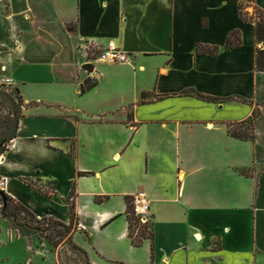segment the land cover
Returning <instances> with one entry per match:
<instances>
[{
  "label": "crops",
  "instance_id": "1",
  "mask_svg": "<svg viewBox=\"0 0 264 264\" xmlns=\"http://www.w3.org/2000/svg\"><path fill=\"white\" fill-rule=\"evenodd\" d=\"M49 1L47 15L0 18L1 77L12 78L23 99L51 96L53 104L70 82L80 88L75 96L102 92L92 116L78 120L56 110L28 118L34 105L26 98L18 138L0 157L7 192L19 200L17 181L34 195L35 203L21 202L32 215L69 225L75 187L88 229L74 240L92 264H264V72L255 67L264 43L255 24L241 21L239 0ZM256 4L264 10V0ZM235 30L243 43L228 51ZM113 40L127 63L89 61L86 44L100 50ZM198 45L217 46L219 55L199 56ZM93 76L97 87L81 94ZM71 99L66 91L62 103ZM256 108L255 140L231 137L229 126ZM37 181L51 193L29 186ZM141 191L150 197L154 239L135 247L126 197Z\"/></svg>",
  "mask_w": 264,
  "mask_h": 264
},
{
  "label": "rangeland",
  "instance_id": "2",
  "mask_svg": "<svg viewBox=\"0 0 264 264\" xmlns=\"http://www.w3.org/2000/svg\"><path fill=\"white\" fill-rule=\"evenodd\" d=\"M30 5L36 11L31 9ZM50 5L51 3L49 0H0V18L4 16L7 19L8 15H37V13L38 15L45 14L47 8H50ZM45 15H47V13ZM0 23H2V21H0ZM6 23L9 27V22ZM5 38H7L6 35L2 34V32L0 31V42ZM85 47L88 50V56L91 57L89 61L97 60L101 49L99 50L95 47L99 46L86 44ZM4 53L7 52L4 51ZM5 57L6 56H4V58ZM51 61V57L45 58L46 63H49ZM118 64L119 63L112 65ZM85 71L87 72L89 70L85 69ZM3 73L4 70H1L0 80ZM55 79L60 80L58 76ZM86 80L88 79H85L83 81V84ZM89 80L95 82L100 80V78L93 76L92 78H89ZM64 88L65 89H62L60 93H58L59 103L56 104L50 103L51 96L46 99L45 97L39 98L37 97L38 95H33L34 97L30 98L27 95L24 98V101L26 100V98H28L29 101H27L28 103H26L34 105L30 109L27 108L29 109L27 113L28 118H38L39 121L40 118H43V114L46 115V113L51 110H56L57 113L60 112L61 116L67 117L69 119L75 117L78 120V118L82 119L87 118L88 116L91 117V112L94 109L95 105L99 102L100 93L102 91L98 90L91 93L89 92L90 94H86V92L84 93L86 94L85 96H80L79 93L77 96H75V92L80 90L79 87L76 88V83L70 82L69 88ZM66 91H70V93L72 94V99L71 102L66 101L65 103H62L63 96L66 94ZM7 96H11L15 100L16 105L18 107L20 106V100L18 98L19 96L16 92L14 84L12 86L3 85L2 87H0V103H8L6 99ZM49 104L55 106L53 108H49L51 106ZM63 104L65 106H63ZM36 105L38 106L36 107ZM71 108L74 110H83L85 114L73 115L70 112ZM241 149L242 148L240 146L236 148V145H234V150L232 151L234 152L235 156H238L241 152ZM1 174L3 173L0 170V177H2ZM29 184L34 185L37 189L41 190L44 193L49 194L52 191L50 186L47 187L39 181ZM11 187L15 188L18 191L19 200L15 198L14 195L8 193L7 191H4V193H6L8 197H10V199H13V202L9 203L6 200V203L9 205L6 216H4L5 198L0 194V264H92L87 253L83 249L78 247L74 240L75 234L77 232H81L82 230L86 231L88 229V226L81 223V220L79 219L76 212V195L73 199H69L68 203L69 206L70 203L75 205V212L78 222L73 226L70 232H67L62 226L58 224L60 221L55 220L54 218H50L48 216H35L32 214L30 215L20 207L15 210L13 207L15 205H18V202L24 203L26 201H29V199H33L34 195L30 194L29 189L25 190L23 187H20L17 181H14L12 179ZM33 203H35L34 199ZM58 215H64V209H60ZM144 223L152 224V220L150 219L149 221L143 222V224ZM138 230L139 227H135L136 233L138 232ZM48 238L52 240V242H50ZM218 246V242L215 243V249H217ZM76 247L80 248V250L76 249Z\"/></svg>",
  "mask_w": 264,
  "mask_h": 264
},
{
  "label": "trees",
  "instance_id": "3",
  "mask_svg": "<svg viewBox=\"0 0 264 264\" xmlns=\"http://www.w3.org/2000/svg\"><path fill=\"white\" fill-rule=\"evenodd\" d=\"M252 8V12L248 9ZM239 16L241 21L248 24H255V38L257 43H264V10L259 8L256 4V0H239ZM69 30L71 32H76L77 28L69 25ZM243 43L242 32L240 30H235L228 37L226 42V49L228 51L233 50L235 48L241 47ZM220 52V48L217 46H208V45H198L196 48L197 55H212L218 56ZM89 59L91 57L89 56ZM255 67L259 72H264V49L257 48L255 53ZM86 70L93 71V67L90 64L84 66ZM98 81L92 82L91 80H86L84 84L81 86L82 94L94 89L97 87ZM16 92L18 94V98L20 100V106L18 107L15 103V100L11 96H7L8 103H0V157L6 154L9 151L11 143L18 138L20 125L23 119H25L24 110L26 109V103L21 95L20 89L16 88ZM146 94L143 95V97ZM200 98L209 101L215 102L219 104H223L225 101L217 98H213L206 95H199ZM7 112V113H6ZM261 115V111L257 108L255 109L251 119L247 122H243L240 124H231L229 126V134L231 137L236 138L241 141H254L255 140V122L258 117ZM85 174H81L84 176ZM32 184H29L31 186ZM0 194L5 198V211L4 216H6V212L8 209V204L6 200L9 202H13V199H10L4 191H0ZM76 195L75 187H73L69 199H73ZM131 197H126V203L128 206L127 210V218L129 221V238L132 241V244L135 247H142L145 241L154 239V227L153 224H148L142 222L140 217H137L133 211ZM105 200L104 197H97L95 202L100 204ZM13 208L16 210L20 207L25 212L31 215V212L20 202L17 203ZM70 213V224L65 225L61 222L58 224L62 226L67 232H70L73 226L78 222L77 215L75 212V205L70 203L69 206ZM6 218V217H5ZM7 219V218H6ZM135 227H139L138 232H135ZM50 242V240L48 238ZM79 249L80 248H77ZM154 252V247L152 248ZM85 253V252H84ZM86 254V253H85ZM90 264V263H89Z\"/></svg>",
  "mask_w": 264,
  "mask_h": 264
},
{
  "label": "built area",
  "instance_id": "4",
  "mask_svg": "<svg viewBox=\"0 0 264 264\" xmlns=\"http://www.w3.org/2000/svg\"><path fill=\"white\" fill-rule=\"evenodd\" d=\"M96 45L95 43H91ZM130 60L129 53L125 51L123 44L116 41H110L106 46L101 48L96 61L103 64H124ZM4 72L5 69L3 68ZM14 81L10 77H2L0 80V87L3 85L12 86ZM9 187V178L6 176L0 177V190L7 191ZM133 211L137 217H140L143 222L151 219V201L149 195L144 192H138L132 199ZM149 219V220H148ZM81 228V227H80Z\"/></svg>",
  "mask_w": 264,
  "mask_h": 264
},
{
  "label": "bare ground",
  "instance_id": "5",
  "mask_svg": "<svg viewBox=\"0 0 264 264\" xmlns=\"http://www.w3.org/2000/svg\"><path fill=\"white\" fill-rule=\"evenodd\" d=\"M0 163H1V160H0Z\"/></svg>",
  "mask_w": 264,
  "mask_h": 264
}]
</instances>
